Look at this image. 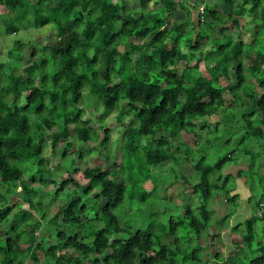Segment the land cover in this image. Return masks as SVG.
Segmentation results:
<instances>
[{"label": "trees", "instance_id": "obj_1", "mask_svg": "<svg viewBox=\"0 0 264 264\" xmlns=\"http://www.w3.org/2000/svg\"><path fill=\"white\" fill-rule=\"evenodd\" d=\"M189 1L137 0L134 9L108 0H0L12 16L8 32H20L25 21L48 39L41 57L24 63L22 73L0 63V264H25L23 248L30 246L53 264H264V242L253 247L255 224L264 221V214L257 218L254 212L241 222H231L232 214H226L207 233L212 213L206 202L213 192L224 190L223 203L235 207L236 197L226 188L230 175H221L235 151L206 164V152L213 149L207 146L188 180L172 167L173 183L162 186L157 181L149 194H133V185L149 179L142 177L144 169L134 171V160L150 174L151 167L161 164L177 167L179 159L188 163L195 149L210 142L207 138L203 143L197 131L211 133L224 123L241 128L248 140L264 139V0H221L225 17L209 4L200 12L198 3L191 6ZM238 1L242 4L233 8ZM247 12L255 23L251 43L245 45L237 19ZM177 14L181 18L175 22H180L169 25ZM217 26L221 37L212 38ZM232 29L234 37L226 34ZM22 51L15 44L7 57L20 64ZM189 56L198 57L193 67ZM246 101L253 103L251 110ZM82 105L98 114L96 128L85 119ZM213 114L218 121L210 127L206 122ZM111 119L123 130L120 166L108 173L99 159L111 155ZM181 134L193 135L190 146ZM76 143L97 153L74 150ZM59 153L63 164L72 155L76 167L61 173L57 166L48 170L49 160ZM55 175L61 177L51 181ZM178 183L188 198L196 196L202 204L192 209L182 202L180 217L173 219L158 203L170 204L166 191ZM67 189L80 195L44 221L48 225L43 229L55 236V244L45 248V241L37 243L34 237L46 219L42 200L50 196L51 203L59 201ZM19 192L28 208L42 214L41 220L28 211L11 219L21 206L15 201ZM128 192L129 201L152 198L146 226V219L120 225L117 213ZM160 216L167 220L161 223ZM58 219L59 227L50 229V222ZM179 229L186 230L185 236ZM189 232L197 244L191 252L182 246L190 243ZM222 234L230 249L237 250L227 257ZM200 252L210 262L200 259Z\"/></svg>", "mask_w": 264, "mask_h": 264}, {"label": "rangeland", "instance_id": "obj_2", "mask_svg": "<svg viewBox=\"0 0 264 264\" xmlns=\"http://www.w3.org/2000/svg\"><path fill=\"white\" fill-rule=\"evenodd\" d=\"M108 1L111 2L112 4H120L122 2H125L129 7H132L134 9L138 7L137 0H108ZM196 2L198 3L199 11L205 5L209 4L213 7L215 11L218 12V14L221 17H225L227 15V12H225L224 5L221 3V0H190L189 5L192 6L193 4H196ZM241 4L242 3L240 1L235 2L233 5V8L236 9ZM44 7H47V4H44ZM179 18H181V15L177 14L176 17H172L171 19H169L168 24L170 25L172 22L179 23L180 21L175 22V19L179 20ZM254 19H253V15H250L248 12L245 13L242 18L237 19L239 26H240V39L242 43H244L245 45H248L251 43V40H252L251 35L253 34L252 29L255 23ZM10 20H12V16L8 14L7 11L2 6H0V63H5L7 66H14L15 69L17 70V73H22L24 63L30 62L31 60L35 61L37 60L38 57H41L42 55L41 47L48 41V39L43 37V36H46L44 33L42 35L41 32H38L36 31V29H33L32 26L25 21L22 24L23 25L22 28L19 27V29H21L20 32L18 33L8 32L7 26H8V21ZM190 29L191 27L185 28L186 31H189ZM220 29H221L220 26L216 27L215 34H213L212 38L221 37V35L219 34ZM226 34H230L234 37L237 34V32H235V30L232 29L230 33H229V30H227ZM15 44H20L23 46L22 62L20 64L15 62V59L7 57V52H9ZM32 51H33V54L35 53V57H33L34 55H32ZM197 55L199 57V54ZM198 57L195 56L194 58L192 56H189L187 58L189 67H193L196 64V60L198 59ZM249 64H251V60H248L246 62V65H249ZM262 68L264 69V64ZM181 69L182 68H179L178 71H181ZM249 79L251 78L249 77L247 81ZM244 104H245L246 109L251 110L253 108V103H249V101H246ZM122 107L123 106H121V108ZM82 109L85 112V119L89 120L92 126L96 128L98 126L97 121H96L98 114L92 113L93 111L90 105L89 106L82 105ZM217 121H218L217 114L215 115L213 114L209 120L207 119L206 124L212 127V124ZM202 122L203 121H201V123ZM125 124H127V122ZM206 124L202 123L201 125H206ZM117 125L118 124L116 123L114 124V119H111L109 121L110 128L114 129L113 131L110 132V139H111L110 150H111V155L112 153L114 155L112 156L110 155V157H107L105 155L99 159L100 164L104 167L105 170L108 171V173L110 172V170H115L118 166H120L119 147H120V140H121V132L123 129H121L120 126H117ZM197 132L198 134L196 135L195 133V136H198L199 138H201L203 140V143L208 138V140L210 141L209 142L210 144L208 143L207 145H204V146L203 144H201L200 147L195 149L192 155L189 157L190 160L188 163H183L179 159L177 160L179 161L177 162L179 164L177 167L170 165V163L161 164V167H158L160 168L158 171H157L158 168L153 169L154 167H151L150 170L152 172L150 174V173H147V170L146 168H144V165L142 166L141 164H138L134 160L133 161V165L135 169L134 171L140 172V170L144 169L142 171L143 172L142 177L148 176L149 179L144 183V185H142V183H137L133 185V189L135 191L133 194L134 196L140 195L141 193L149 194L151 190L153 189V187H155V185L157 187V181L162 186L173 183L175 176L173 174H170V169L172 167L175 170L181 171L183 174H185L188 180L190 175L196 174L193 167L200 158L204 157V155L203 154L201 155V153L205 151L207 146L209 147L212 146L213 149L208 150L210 152H206L207 154V156L205 157L206 164L216 163L217 162L216 160L219 157L223 155L225 156L226 153L231 155L232 151H235L234 157L232 158V162L225 165L221 172L222 177H225L226 175H230L229 184L226 186V188H228L227 190H229L228 192L229 196L236 197L235 207L226 205L223 203L224 190L221 189L218 193L213 192L211 197H209L206 202L207 208H209V211L212 213L210 223H209V228L207 229V233H211V231H214L213 227L215 226V222L219 221L226 214H232V217L230 218L231 222L238 218L240 219L239 222H241L247 219L248 217H250L251 215H253V213L255 212L256 198L260 195L261 189L264 188V139L262 140L256 139L257 142L254 141V139L248 140L246 139L244 135L245 132L242 131L241 128H239L238 126L224 125V123H223V127H220L219 129L211 133L204 131V130L197 131ZM100 133H98V135H100ZM192 137L193 135L187 136L185 134H181V139L185 143H188L189 146L192 144V140H193ZM242 138L246 139L244 140V143L241 142ZM48 145L50 146V142H48ZM84 146H87V145H84ZM84 146L83 144L76 143L74 146V150H80L82 153H85L86 155H88L87 152L91 150H92L91 151L92 153L94 154L97 153V150L94 147L90 148V146H87L89 149H86V148H83ZM244 150H247L248 153H244ZM58 155H59V158L49 160L50 165L48 167V170L53 169L55 166H57L58 167L57 169H59L58 172L61 173V172L67 171L69 167L75 166V164L71 162L73 160L72 155L67 154L69 156L67 157L68 162L64 163L66 165H64L63 162L60 160L61 154L59 153ZM49 156H50L49 152L46 151L44 154L45 159L47 160ZM77 167H78V164H77ZM238 171H241V174H240V177L237 178L236 174ZM57 177H61V175H58V176L55 175L53 178H51V181H56ZM117 178L120 181H122L121 176ZM191 180L192 179H190L189 181ZM213 180L214 179L211 178V181ZM181 187L182 185L178 183L176 187H173V190L169 188L166 191L168 198L170 199V202H171L170 204L158 203V208L160 210L165 209V208L168 209L170 216H172L173 219L180 217L179 211L181 209L180 206L182 205L181 204L182 202L183 203L189 202L192 209L197 208L198 206L202 204V201L196 196L195 197L192 196L191 198H188L186 196L187 195L186 192H184V190H182ZM127 189L129 191V186L127 187ZM49 190H53V185L49 187ZM157 190L155 188L152 195H155ZM66 192L68 193L67 195L65 192L63 194H59V199H60L59 201L51 203L50 196L42 200L43 202L41 205L43 208L42 213L44 216H46V219L42 220L43 222H41V231L40 230L36 231L34 233V237L36 238L37 243H40V242L44 243L45 241V244H44L45 248L47 247L49 248L50 246L55 244V236L49 231L47 232L46 230L43 229L45 228L46 225H48L45 222L51 221L53 217H55V215L57 214L58 210L61 209L64 204H66L69 200H72V198L74 197L76 198L80 195V193L78 192L75 193L74 191L69 190V189H67ZM88 199L91 202H89L90 205L88 203L87 205L92 206L93 204V200H91L92 198H88ZM15 201L18 203L21 202V206L19 209L13 211V213L11 214V219H16V218L18 219L21 217L23 211H28L34 214L36 219L41 220L40 218L42 215L41 213H39L36 210H32L31 208H28V206L24 202H22L23 195L21 194V192L16 193ZM151 203H152L151 197L147 198L144 202H139L137 198H134L129 201V192H128V194L126 195V199L124 200L122 204L123 205L122 209H120V211H118L117 213V216L120 221V225L123 227H126V226H130L131 223L137 224L141 222L143 219H146L147 220L145 223V226H146L148 223V218L151 216V214L149 212L145 213V211L147 209V206L151 205ZM101 204L104 205V202H102ZM123 209H124V213H123ZM113 212L115 213V211ZM167 216H169V214H167ZM165 220H167V218L160 216L159 221L161 223L165 222ZM59 224H60V220L58 219L52 222V224L50 222V225L48 227L50 229L51 227H59L58 226ZM234 224L235 222L232 223L231 227H233ZM186 225H188V223H186ZM185 231L186 230L183 231L182 229H179L177 233L183 237L185 236L184 234ZM255 234H256V238H255L253 247H255L256 244L259 242H264V221L256 222ZM187 235H189L190 237V240H189L190 243L188 244L187 242L186 243L183 242L182 246L190 247L189 252H191L193 250L192 249L193 247H197V244L193 242L194 239L191 233ZM200 243H203V242H200ZM204 243L208 244L209 239H205ZM223 245H226V246L228 245L229 247L232 246V245L230 246L229 242L227 243L223 242ZM224 247H223L222 254H228L226 252L230 251L228 255H225V257L232 254L233 250H235L233 248H231L230 250H227ZM23 249L26 251V255H28L25 264H53V262L47 259L43 255L42 252L37 251L35 246L24 247ZM197 255L199 256L200 259L204 258V260L207 259L209 260V262L211 260L210 257L208 258L209 255H205V253L203 255L202 252H200ZM238 255H242V254H238ZM249 257H251V255ZM34 260H36L37 262H34Z\"/></svg>", "mask_w": 264, "mask_h": 264}, {"label": "built area", "instance_id": "obj_3", "mask_svg": "<svg viewBox=\"0 0 264 264\" xmlns=\"http://www.w3.org/2000/svg\"><path fill=\"white\" fill-rule=\"evenodd\" d=\"M202 12V11H201ZM264 214V191L261 197L258 199L256 208H255V216L261 217Z\"/></svg>", "mask_w": 264, "mask_h": 264}, {"label": "crops", "instance_id": "obj_4", "mask_svg": "<svg viewBox=\"0 0 264 264\" xmlns=\"http://www.w3.org/2000/svg\"><path fill=\"white\" fill-rule=\"evenodd\" d=\"M262 189H263V188H262ZM262 189H261V190H262ZM260 193H261V192H260ZM259 196H260V195H259ZM259 196H258V197H259ZM258 197H257V198H258ZM257 198H256V200H257ZM255 206H256V201H255ZM248 218H249V217H248ZM239 220H240V219H238V221H239ZM245 220H246V219H245ZM222 240H223V242H226L225 239H224V235H223V234H222ZM226 243H227V242H226ZM225 248H226L227 250L230 249V247H229L228 245H227V246L225 245ZM206 260H207V259H206ZM206 260H205V261H206Z\"/></svg>", "mask_w": 264, "mask_h": 264}, {"label": "clouds", "instance_id": "obj_5", "mask_svg": "<svg viewBox=\"0 0 264 264\" xmlns=\"http://www.w3.org/2000/svg\"><path fill=\"white\" fill-rule=\"evenodd\" d=\"M200 12H201V11H200ZM263 191H264V188L261 190L260 196H259V197L257 198V200H256V204H257L258 199L261 197ZM255 208H256V206H255ZM254 216H255V213H254ZM257 218H258V217H257Z\"/></svg>", "mask_w": 264, "mask_h": 264}]
</instances>
